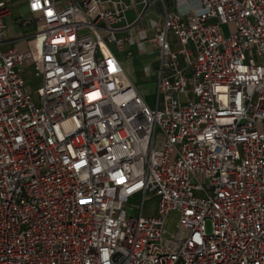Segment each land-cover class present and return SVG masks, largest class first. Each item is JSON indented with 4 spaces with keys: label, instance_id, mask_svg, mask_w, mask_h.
I'll list each match as a JSON object with an SVG mask.
<instances>
[{
    "label": "built area",
    "instance_id": "built-area-1",
    "mask_svg": "<svg viewBox=\"0 0 264 264\" xmlns=\"http://www.w3.org/2000/svg\"><path fill=\"white\" fill-rule=\"evenodd\" d=\"M0 264H264V0H0Z\"/></svg>",
    "mask_w": 264,
    "mask_h": 264
},
{
    "label": "rangeland",
    "instance_id": "rangeland-1",
    "mask_svg": "<svg viewBox=\"0 0 264 264\" xmlns=\"http://www.w3.org/2000/svg\"><path fill=\"white\" fill-rule=\"evenodd\" d=\"M124 2L126 4H132L133 2H135V0H124ZM26 15V9H25V5H20V6H13L11 9V16L6 18V23L8 25H12L13 19L19 17V16H23ZM134 18V13L133 10H130L127 12V20L129 22H131ZM32 29V27L29 28H23L21 25H18L17 22V26H12L10 28V33L12 36H14L15 34L18 33V31H23L24 34L28 33L30 30ZM223 30L225 32H229L233 30V26L231 23L226 24L223 26ZM176 43V42H175ZM19 49H22V45L18 44L17 45ZM124 57V56H123ZM150 62V59L147 56L144 55H138V54H134L132 57V62L128 61L127 63V72L129 75V78L131 79V81L134 83V85L137 87V89L145 95V99L148 103L152 102L153 97H154V88H155V77H153L152 75L150 76H146L143 73V66ZM21 75L24 79V81L26 82L27 85H30L31 88H36L39 85L40 82V78L38 77H34L31 74V71L29 68H25L22 70ZM186 103H184L183 105H186ZM147 195H150V193H148ZM140 199H141V195L140 194H135L133 196H131L128 199V204L132 205L134 207H137L140 203ZM144 209H148L149 207L151 208H155L156 207V198L154 196H149L148 198L145 199L144 201V205H143ZM132 214L136 215L137 214V208H132ZM176 223H177V216L174 213H171L167 219L165 220L164 223V240L170 238V236L175 232L176 230ZM206 230L210 231L211 230V224L210 221H206Z\"/></svg>",
    "mask_w": 264,
    "mask_h": 264
},
{
    "label": "crops",
    "instance_id": "crops-1",
    "mask_svg": "<svg viewBox=\"0 0 264 264\" xmlns=\"http://www.w3.org/2000/svg\"><path fill=\"white\" fill-rule=\"evenodd\" d=\"M17 7L18 6H20V5H16ZM11 16V15H10ZM9 16V17H10ZM8 18V17H7ZM128 61H130V62H132V57L130 58V59H127V60H125V62H124V68H125V71H126V74H127V76H128V78H129V75H128V72H127V63H128ZM129 80H131L130 78H129Z\"/></svg>",
    "mask_w": 264,
    "mask_h": 264
}]
</instances>
